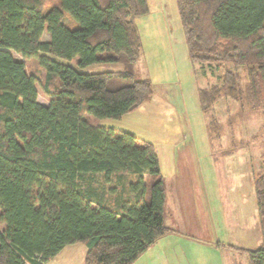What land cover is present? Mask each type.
<instances>
[{"label":"trees","instance_id":"obj_1","mask_svg":"<svg viewBox=\"0 0 264 264\" xmlns=\"http://www.w3.org/2000/svg\"><path fill=\"white\" fill-rule=\"evenodd\" d=\"M176 3L192 62L224 68L198 89L202 109L242 97L239 71L226 64L245 68L243 90L261 106L264 0ZM147 11V0H0V264H43L78 242L82 264H131L173 230L154 145L83 117L119 118L151 99L152 82L130 67L142 50L134 18ZM115 62L125 68L77 69ZM252 184L260 243L237 249L246 264H264V165Z\"/></svg>","mask_w":264,"mask_h":264},{"label":"rangeland","instance_id":"obj_2","mask_svg":"<svg viewBox=\"0 0 264 264\" xmlns=\"http://www.w3.org/2000/svg\"><path fill=\"white\" fill-rule=\"evenodd\" d=\"M147 4L148 11L134 18L142 50L130 67L152 82L151 99L119 118L83 116L93 125L149 141L157 152L165 187L164 220L173 230L158 237L131 264H246L247 252L237 247L254 249L260 243L252 181L264 165V100L260 98L261 106H252V97L243 90L245 68L226 64L225 68L239 71L242 97L223 96L204 111L198 89L218 82L223 66L192 62L176 0H147ZM67 19L68 25L76 26ZM47 38L43 33L41 39ZM25 62L28 72L43 76L34 59ZM124 68L115 62L77 69ZM36 89L37 100L46 104L39 83ZM73 244L83 252L79 248L67 256L59 253L43 264H82L86 247Z\"/></svg>","mask_w":264,"mask_h":264},{"label":"crops","instance_id":"obj_3","mask_svg":"<svg viewBox=\"0 0 264 264\" xmlns=\"http://www.w3.org/2000/svg\"><path fill=\"white\" fill-rule=\"evenodd\" d=\"M68 245H65L64 247H62V249H60V251H58L55 255L60 253L59 255L67 256L68 254H71L75 249L79 250V248L82 249V252H83V247L78 246V248H77L76 246H70L71 244H68ZM72 245H74V244L72 243ZM85 252H86V250H85ZM85 252H84V254H85Z\"/></svg>","mask_w":264,"mask_h":264}]
</instances>
